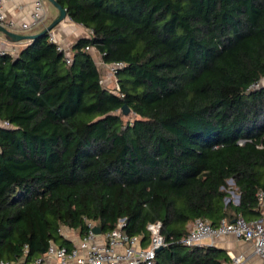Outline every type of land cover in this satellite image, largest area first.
<instances>
[{
	"label": "trees",
	"instance_id": "obj_1",
	"mask_svg": "<svg viewBox=\"0 0 264 264\" xmlns=\"http://www.w3.org/2000/svg\"><path fill=\"white\" fill-rule=\"evenodd\" d=\"M55 1L89 31L70 64L48 32L0 53V261L124 219L145 242L161 222L154 264H223L225 250L178 241L196 218L260 215L264 87L251 85L264 77V0ZM86 47L123 64L118 91Z\"/></svg>",
	"mask_w": 264,
	"mask_h": 264
},
{
	"label": "built area",
	"instance_id": "obj_2",
	"mask_svg": "<svg viewBox=\"0 0 264 264\" xmlns=\"http://www.w3.org/2000/svg\"><path fill=\"white\" fill-rule=\"evenodd\" d=\"M6 0H0V25L14 27L13 20H7L3 12V4ZM32 5L30 19L21 24L22 30H31L34 27H44L47 20V6L45 0H28ZM6 28V27H5ZM48 40L56 45L58 51L63 52L65 62L71 63L70 44L58 40L52 31L48 32ZM87 50H93L86 47ZM96 53V51L94 50ZM99 59L101 56L99 55ZM111 75L115 74L122 63L114 62L106 64ZM101 66V65H100ZM116 79V78H115ZM103 85V78H100ZM264 87V77L251 85V88ZM115 91H118L116 83ZM2 126H9L8 122H2ZM243 141L240 140L239 144ZM229 185L233 184L228 180ZM228 192V190H227ZM229 193V192H228ZM231 197L225 198V202L232 200L238 204L239 196L230 191ZM238 197V199H237ZM258 208L263 216L255 220H245L241 215H237L232 221L221 219L217 226H213L208 220L196 218L187 233L179 239V243L184 246H200L204 240H213L223 235H233L243 241L250 242L254 253L258 255L264 264V189H259L256 193ZM124 219H119L116 226L106 233L95 234L92 231L93 225L89 224V231L84 237H79L70 249L50 243L42 256L31 260H19L17 264H154L158 248L167 245L161 234V222L148 223L146 230L149 233V240L145 242L142 235H128L123 227ZM232 264H243L244 258L241 255L229 253ZM0 264H14V262L2 260Z\"/></svg>",
	"mask_w": 264,
	"mask_h": 264
},
{
	"label": "crops",
	"instance_id": "obj_3",
	"mask_svg": "<svg viewBox=\"0 0 264 264\" xmlns=\"http://www.w3.org/2000/svg\"><path fill=\"white\" fill-rule=\"evenodd\" d=\"M47 21L50 23L58 16V10L52 5L50 6L47 1ZM51 7V8H50ZM3 12L5 14L6 21L13 20L14 27L5 26L6 29L13 31L22 35H32L40 32L41 27H34L31 30H22L21 24L23 22H27L30 19V14L32 12V5L28 0H6L3 4ZM47 23V24H48ZM53 33L58 40H62L63 42L70 44L78 38L89 36V31L85 29L82 25L72 22L67 16L64 20L58 23L53 29ZM31 40L22 39L19 41H10L8 40L2 32H0V53L8 52L12 55H16L19 48L28 44ZM92 57L96 53L91 50ZM98 56V55H97ZM263 216L260 211V215L252 220L261 218ZM246 220V219H245ZM250 221V220H248ZM192 222L187 225L188 229L190 228ZM66 230V231H64ZM61 229V233L65 236L66 239L71 242H76L78 240V236L75 234H70V231L65 229ZM68 232V233H67ZM202 245H212L217 248L225 250L228 259L223 262V264H232L229 253L234 255H241L244 258L243 264H263L262 259L254 253L253 246L250 242L243 241L239 238H236L233 235H223L219 236L213 240H205L202 242ZM18 261L14 262L17 264Z\"/></svg>",
	"mask_w": 264,
	"mask_h": 264
},
{
	"label": "water",
	"instance_id": "obj_4",
	"mask_svg": "<svg viewBox=\"0 0 264 264\" xmlns=\"http://www.w3.org/2000/svg\"><path fill=\"white\" fill-rule=\"evenodd\" d=\"M51 5H53L57 10H58V16L52 20L45 28H43L40 32L36 33V34H32V35H22V34H18L15 33L13 31H10L8 29H6L5 27L0 25V32H2L4 34V36L10 40V41H19L22 39H29L32 40L36 37L42 36L45 33L53 30L55 28V26L60 23L62 20H64L66 18V12L65 10L55 1V0H47ZM129 113V109L127 108L126 105H123L122 107V114L123 115H127ZM238 199V197H237ZM93 233L95 234H100L101 231L97 226H94L92 228ZM161 248H158L157 251H159Z\"/></svg>",
	"mask_w": 264,
	"mask_h": 264
},
{
	"label": "rangeland",
	"instance_id": "obj_5",
	"mask_svg": "<svg viewBox=\"0 0 264 264\" xmlns=\"http://www.w3.org/2000/svg\"><path fill=\"white\" fill-rule=\"evenodd\" d=\"M50 6H52L51 4H50ZM51 8V7H50ZM52 32H53V30H51ZM92 51H94V50H92ZM95 53V52H94ZM98 54H97V52H96V54H95V56H94V62L96 63V65H97V67H98V69L100 70V72H101V77L103 78V86H105V87H107V88H109L110 90H113L115 87H116V79H115V77L113 76V75H111L110 73H111V71H110V69L107 67V66H103L101 63H100V61H101V59H99V55L97 56ZM101 65V66H100ZM127 119H128V117H126ZM125 118V119H126ZM230 187L232 186V185H229ZM230 191H233V190H231L230 188L228 189V195L231 197V199L232 200H235V197L232 195L231 196V193H230ZM234 192V191H233ZM235 195H236V193H234ZM63 230L65 229V228H62ZM64 231H66V230H64ZM68 233V232H67ZM70 234H75V236H77V234L76 233H74L73 231H70ZM205 241V240H204ZM75 243V242H74Z\"/></svg>",
	"mask_w": 264,
	"mask_h": 264
}]
</instances>
